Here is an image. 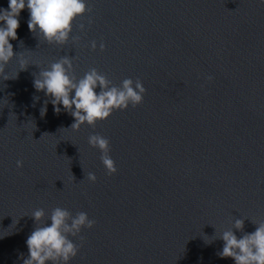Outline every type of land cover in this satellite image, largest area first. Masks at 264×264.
<instances>
[{
    "label": "water",
    "instance_id": "water-1",
    "mask_svg": "<svg viewBox=\"0 0 264 264\" xmlns=\"http://www.w3.org/2000/svg\"><path fill=\"white\" fill-rule=\"evenodd\" d=\"M88 8L75 42L30 32L27 9L10 41L30 65L14 79L0 74V264H24L32 212L43 209L47 225L56 207L95 221L70 237L80 246L71 264H235L217 255L215 234L236 218L246 219L238 238L264 221V5L88 0ZM62 56L74 57L77 78L95 68L114 86L139 79L143 103L94 128H71L74 118L51 103L41 117L48 97L33 81ZM6 68L15 77L17 60ZM93 134L110 141L115 174L89 145Z\"/></svg>",
    "mask_w": 264,
    "mask_h": 264
},
{
    "label": "clouds",
    "instance_id": "clouds-1",
    "mask_svg": "<svg viewBox=\"0 0 264 264\" xmlns=\"http://www.w3.org/2000/svg\"><path fill=\"white\" fill-rule=\"evenodd\" d=\"M258 2L264 5V0ZM24 9L29 11V31L49 44L61 46H65L70 39L74 42L78 40L72 36L73 25L77 18L90 11L88 0H8V8H0V74L4 80L17 78L18 72L30 65L23 53L14 52L10 42L18 39L19 17ZM79 28L84 31L85 25L81 23ZM96 47L97 43L92 41L91 48L95 50ZM99 47L101 51L105 49L103 43ZM73 58L60 57L41 69L34 79L35 90L44 92L48 97L40 109L41 117L46 115L47 104L51 103L55 114L64 111L74 118L71 128L79 130L85 124L94 128L97 122L107 120L115 111H126L129 106L135 108L143 103L146 88L139 79L134 81L126 78L120 86H114L95 68L77 78ZM13 60H17L19 70L15 77H10L6 66ZM33 99L36 102L39 97ZM88 143L100 150V159L107 173L115 174L117 168L110 155V141L102 135L93 134L89 136ZM16 166L22 168L23 161L18 160ZM87 179L94 183L97 177L89 172ZM45 215L43 209L31 214L35 229L26 240L28 255L24 264H71L80 246L70 237L79 236L83 228H93L95 221L89 219L86 212H78L73 216L66 208L56 207L51 211L50 223L44 225L41 221ZM245 220L236 218L231 228L219 235L215 234V239L223 241L222 251L217 255L220 258H232L235 264H264V221L251 220L256 230L238 238L236 231L243 232Z\"/></svg>",
    "mask_w": 264,
    "mask_h": 264
}]
</instances>
